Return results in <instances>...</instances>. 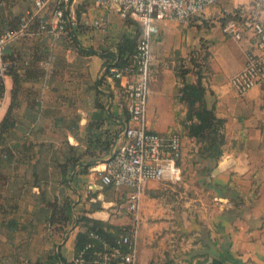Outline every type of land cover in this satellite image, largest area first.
<instances>
[{
  "label": "crops",
  "instance_id": "0c3cea01",
  "mask_svg": "<svg viewBox=\"0 0 264 264\" xmlns=\"http://www.w3.org/2000/svg\"><path fill=\"white\" fill-rule=\"evenodd\" d=\"M64 1L72 24L68 34L25 36L11 41L5 50L7 57H24L31 65L20 73L19 82L13 75L5 76L0 94V264H47L57 252L68 261L77 257L75 241L81 226H71L62 240L50 226L48 202L56 198L62 204L70 198L75 216L137 224L135 264H209L213 260L264 264V87L239 96L230 83L249 53L259 52L251 33L237 40L224 33L221 25L206 32L200 28L190 36L193 31L178 28L187 23H161V33L152 42L147 121L161 134L183 136L179 160L183 177L176 183L150 182L136 221L125 209L115 217L114 206L124 199L104 194L99 171L121 145L129 112L115 81L98 86V80L102 67L115 62L117 44L125 37L136 38L139 23L123 18L115 9L98 7L93 0ZM53 2L49 0L38 13L49 21ZM34 10L31 0H0L1 31L14 28L23 14ZM101 17L105 23L95 27ZM103 50L107 52L102 54ZM193 50L209 52L202 78L206 93L196 105L200 109L214 106L215 113L225 119L226 143L219 157L200 155L201 144L177 122V113L182 117L185 110L176 97L178 89L198 86L200 80L195 69L185 80L178 78V58L191 66ZM97 87L113 92L106 107L112 117L105 127L119 129L120 135L87 173L65 176L61 164L87 148L89 120L105 117L97 109ZM8 115L14 124L3 131ZM175 184L185 196L182 202L169 200ZM119 191L127 199V191Z\"/></svg>",
  "mask_w": 264,
  "mask_h": 264
},
{
  "label": "built area",
  "instance_id": "2783aa9c",
  "mask_svg": "<svg viewBox=\"0 0 264 264\" xmlns=\"http://www.w3.org/2000/svg\"><path fill=\"white\" fill-rule=\"evenodd\" d=\"M218 1L220 0H93L98 7L115 9L123 18H132L143 30L137 40V53L131 60L139 61L138 67L134 66V62L124 67L105 64L101 70V77L105 76L111 81L118 79L124 88L129 120L122 130L123 141L99 171L100 178L105 186L127 191L126 214L136 221L142 196L150 182L176 183L183 177V169L179 164L184 149L183 136L179 132H173L170 136L161 134L152 130L147 121L153 39L160 35L163 21L188 23ZM260 1L255 0L250 9L235 8L231 12L232 17L223 24L224 33L237 40H242L249 31L254 39V46L259 51L249 53L244 67L230 78L231 86L239 96L246 95L256 86L264 87V20L261 17ZM31 2L34 11L23 14L14 28L5 31L0 29V78L10 75L14 70L24 73L31 65L30 60L24 57L6 56L5 50L11 41L29 35L44 36L51 32L68 34L71 18L65 9L55 6L53 18L49 21L38 14L46 9L49 0ZM105 20V17L97 19L94 26L100 27ZM137 238V224L132 225L121 236L119 242L127 244L128 251L121 254L120 264H135ZM119 254V248L105 247L93 260V264H111ZM73 262L85 264L83 252Z\"/></svg>",
  "mask_w": 264,
  "mask_h": 264
},
{
  "label": "trees",
  "instance_id": "16d2710c",
  "mask_svg": "<svg viewBox=\"0 0 264 264\" xmlns=\"http://www.w3.org/2000/svg\"><path fill=\"white\" fill-rule=\"evenodd\" d=\"M54 7L60 6L65 9L66 2L64 0H54ZM66 10V9H65ZM232 17V14H228L221 22L224 24L228 19ZM222 24V25H223ZM72 24H69L71 27ZM142 27L138 24L136 29V38L125 37L118 44V54L115 58V63H106L108 65H116L124 67L134 62V66H139V61L133 60V55L137 53V40L142 35ZM206 44H203V47ZM107 50V49H106ZM100 51L105 54L107 51ZM90 52L96 53L97 50L92 49ZM209 52L207 50L203 52H197L193 50L189 55L190 65L185 64V59L178 58V78L185 80L186 74L195 69L200 75L198 86H192L187 84L184 88L178 89L176 97L179 101L185 104V110L182 113H177V122L183 130L187 131V136L195 137L200 145V152L202 154H213L219 157L225 146L226 140L223 133L225 126V119L219 117L215 113V107L200 109L196 104L197 100L204 96L206 93V87L202 82L203 72L206 71L208 66ZM27 71V70H26ZM108 74V72L106 73ZM10 75L15 77V80L19 82L20 73L17 71H11ZM3 79L0 78V94L3 93ZM106 77H100L98 80V86L104 83L109 84L106 81ZM115 84L121 95V101L127 108V95L124 93V88L120 84L119 80H115ZM97 109L100 112L105 113L104 118L93 117L89 120L86 128L87 132V148L80 154L74 153L64 163L61 164L63 172L70 176L73 173L82 172L87 173L90 168L102 160L104 154L111 151L115 146L118 136L120 135L119 129H108L106 124L110 123L112 115L107 111V104L113 92L105 91L97 87ZM129 112V111H128ZM14 124L11 115H8L3 121V131ZM104 190L109 194L111 187L106 186ZM48 205L52 209V215L50 216V226L57 235L59 240L65 238L68 229L71 226L79 224L81 230L76 235L75 250L76 256H79L83 252V258L85 264H93V260L98 257V253L107 247L108 249L119 248L120 254L113 258L111 264H120L121 254L128 251L127 244H121L119 241L121 236L126 233L131 227V224H115L109 220H102L89 217L87 215L75 216L73 212L72 200L69 198L63 204L56 198L53 201H49ZM37 264H46L39 262ZM47 264H75L73 261H68L62 256L60 252L50 255ZM209 264H222L218 260H213Z\"/></svg>",
  "mask_w": 264,
  "mask_h": 264
},
{
  "label": "rangeland",
  "instance_id": "374dc122",
  "mask_svg": "<svg viewBox=\"0 0 264 264\" xmlns=\"http://www.w3.org/2000/svg\"><path fill=\"white\" fill-rule=\"evenodd\" d=\"M254 1L255 0H220L217 3L208 7L202 14L194 17L190 22L186 24L187 26H182V24H180L178 28L184 30L185 31L184 33H187V29H190L191 31H193V33H190V36H192L196 32L198 33L200 28H203V31L206 32L208 29H211L213 27L216 26L220 27L223 24L221 20L224 17H226L228 14H230L232 11H234L235 8L238 7V8L250 9L253 6ZM260 2H261L260 9L264 11V0H261ZM193 27H195L196 29L195 28L192 29ZM199 154L202 155L200 150H199ZM192 180L195 181L194 179ZM180 189H181L180 186L178 184H175V190L171 189V192H169L168 194L169 200L182 202L185 196L184 195L183 197L181 196V194L179 193ZM191 192H194V190H191ZM199 192H202L201 189L199 190ZM104 194L108 196L109 195L113 196L119 200L121 198L124 199L122 203H119L118 205L114 206L115 208H117L116 211H114L115 217L123 215V213H125L124 205H126L127 203L126 194L124 192L114 191V190H109V194H107L104 190Z\"/></svg>",
  "mask_w": 264,
  "mask_h": 264
}]
</instances>
